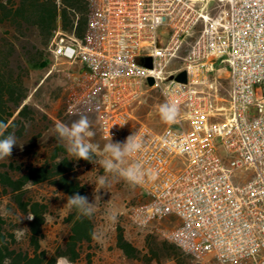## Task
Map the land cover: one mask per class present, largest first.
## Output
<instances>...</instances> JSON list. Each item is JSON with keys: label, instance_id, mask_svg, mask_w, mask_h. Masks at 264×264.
Returning a JSON list of instances; mask_svg holds the SVG:
<instances>
[{"label": "built area", "instance_id": "built-area-1", "mask_svg": "<svg viewBox=\"0 0 264 264\" xmlns=\"http://www.w3.org/2000/svg\"><path fill=\"white\" fill-rule=\"evenodd\" d=\"M219 1L88 0L86 38L57 30L49 52L86 72L105 140H142L127 157L145 172L140 227L169 221L168 240L202 264H264V0ZM151 90L177 106L181 127L138 119Z\"/></svg>", "mask_w": 264, "mask_h": 264}, {"label": "rangeland", "instance_id": "rangeland-1", "mask_svg": "<svg viewBox=\"0 0 264 264\" xmlns=\"http://www.w3.org/2000/svg\"><path fill=\"white\" fill-rule=\"evenodd\" d=\"M227 0H225L226 2ZM221 4L219 0H214L216 7ZM219 8H215V14ZM185 51L181 53L183 57ZM51 66L48 69H37L31 73V94L26 103L33 105L40 113L34 115V121L27 124L26 136L19 138L17 135V145L9 158L0 160V173L9 172L15 179L20 178L27 171L29 166L40 165L45 156H48L56 147L65 150L62 143L55 139L53 131L58 122L70 125L80 116H87L91 122V130L95 135L88 139L91 143L99 146V150L109 142L100 133L97 112L98 103L95 93L90 89L88 76L80 64H69L57 62L52 58ZM182 65V60L172 62L169 69H176ZM221 82L219 90L220 97H227L228 90V69L223 64H217L212 75ZM166 103L157 90H151L143 104L137 109L138 119L156 131H163L167 128H179L181 125L175 121L168 123L162 120L159 108ZM218 105L225 106L224 100H219ZM47 119L45 120V117ZM224 117L217 121L222 122ZM183 127H190L184 123ZM127 134H123L115 141H123ZM98 150L96 158H101ZM61 153H63L61 151ZM36 154H38L36 156ZM130 162L126 158L125 166ZM107 176L110 186L105 190L101 189L99 195L101 200L97 201L94 216V234L92 243L84 245V256L90 254L94 264H202L191 255L178 249L167 238V231L172 227L169 221L160 222L155 228L140 227L135 220V209L146 201L147 197L139 185H130L122 177L105 173L99 165H79L75 168L74 178L82 187L86 188L85 194L91 201L96 181L99 176ZM26 200L46 202L49 211L45 217L43 233L45 240L43 248L52 252L57 246L63 244L69 235V225L66 217L71 209L67 206L68 196L60 189L52 186L48 182L28 187ZM116 215V220L109 217ZM0 216L7 224V230L14 233L19 246H26L25 231L28 223L32 220L22 215L17 204L13 203L10 195H4L0 190ZM123 234L124 238L136 246H140V254L137 261L129 260L118 249V235ZM147 235L145 243L136 240V235ZM204 264H216L212 260Z\"/></svg>", "mask_w": 264, "mask_h": 264}, {"label": "trees", "instance_id": "trees-1", "mask_svg": "<svg viewBox=\"0 0 264 264\" xmlns=\"http://www.w3.org/2000/svg\"><path fill=\"white\" fill-rule=\"evenodd\" d=\"M90 14L88 0H0V121L9 125L5 135L13 132L24 138L27 124L40 113L26 101L31 94L32 71L51 66L49 46L54 33L62 30L85 39ZM44 117L46 120L47 116ZM72 159L66 150L56 147L40 165L29 166L20 178L15 179L9 172L0 173V190L4 195L11 196L22 215H34L25 231V247L19 246L15 234L7 230L0 216V264H56L59 256L68 257L72 264H94L90 254L84 256V245L93 240V215L83 217L72 208L65 220L69 225L67 240L49 252L42 246L49 206L46 202L26 200L30 185L45 182L67 195L77 191L86 195V188L74 174L79 165L90 163ZM117 246L128 258L139 257V251L122 232Z\"/></svg>", "mask_w": 264, "mask_h": 264}, {"label": "clouds", "instance_id": "clouds-1", "mask_svg": "<svg viewBox=\"0 0 264 264\" xmlns=\"http://www.w3.org/2000/svg\"><path fill=\"white\" fill-rule=\"evenodd\" d=\"M159 113L162 120L171 123L177 117L178 108L175 104L164 103L160 106ZM8 127L9 125L6 122L0 121V160L9 158L14 147L19 145L15 133L9 132L5 135ZM53 131L55 139L65 146V150L73 158L72 160H85L93 165L99 164L105 173L116 174L133 186L144 182L145 172L139 163L125 166L126 158L140 151L143 147L142 140L135 133L128 135L123 141L113 142L109 131L111 139L103 146L102 150H99L98 145L86 139L95 135L94 131L91 130V122L87 116H80L70 125L58 122L55 124ZM19 146L22 147L23 145ZM98 150L101 153L100 159L96 158ZM96 184L98 187H95L91 201L88 196L81 195L77 191L66 197L67 206L75 208L81 216L91 218L96 210L97 201L101 200V196L98 194L99 191L109 187L110 181L106 175L99 176ZM33 218V214L29 213L27 215V219L31 220ZM109 218L115 221L117 217L115 214H111ZM56 264H72V262L66 256H59L56 257Z\"/></svg>", "mask_w": 264, "mask_h": 264}, {"label": "crops", "instance_id": "crops-1", "mask_svg": "<svg viewBox=\"0 0 264 264\" xmlns=\"http://www.w3.org/2000/svg\"><path fill=\"white\" fill-rule=\"evenodd\" d=\"M148 236L147 235H143V234H140V235H136V240L138 241H141L142 242V238L144 239L143 243H145V239L147 238ZM129 242V241H128ZM131 243V242H130ZM132 244V243H131ZM138 251L141 249L140 246H136L134 244H132ZM118 247V246H117ZM119 249V248H118ZM122 253L123 251L121 249H119ZM140 252V251H139ZM124 254V253H123ZM125 255V254H124ZM126 258H128L127 256H125ZM129 260H134V261H137L138 258H128Z\"/></svg>", "mask_w": 264, "mask_h": 264}, {"label": "water", "instance_id": "water-1", "mask_svg": "<svg viewBox=\"0 0 264 264\" xmlns=\"http://www.w3.org/2000/svg\"><path fill=\"white\" fill-rule=\"evenodd\" d=\"M185 79V73H182L178 76V80H184Z\"/></svg>", "mask_w": 264, "mask_h": 264}]
</instances>
